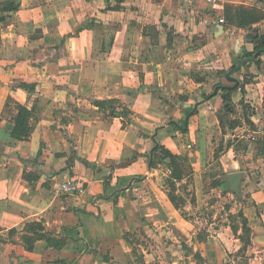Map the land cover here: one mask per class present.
<instances>
[{"label": "crops", "instance_id": "crops-1", "mask_svg": "<svg viewBox=\"0 0 264 264\" xmlns=\"http://www.w3.org/2000/svg\"><path fill=\"white\" fill-rule=\"evenodd\" d=\"M5 1L0 264H238L227 258L242 244L237 211L250 228L248 264H264V53L231 74L251 113L248 126L230 129L227 92L210 95L233 85L220 73L253 44L245 29L224 24L216 36L224 0H19L10 12ZM226 2L264 11V0ZM21 83L36 84L37 99L31 133L19 141L17 105L35 98ZM239 129L242 139L228 145ZM158 145L191 169L176 182L195 184V203L176 191L183 211L168 195L169 158H153ZM211 167L221 169L226 190L215 196L229 208L206 217L201 186ZM234 171L243 173L240 199L223 184ZM70 177L86 184L83 196L61 191Z\"/></svg>", "mask_w": 264, "mask_h": 264}, {"label": "trees", "instance_id": "trees-1", "mask_svg": "<svg viewBox=\"0 0 264 264\" xmlns=\"http://www.w3.org/2000/svg\"><path fill=\"white\" fill-rule=\"evenodd\" d=\"M19 0H6L3 4L2 9L4 11L10 12V11H16L19 8ZM223 17H224V25H231L236 28H242V29H248L251 28L254 24H257L258 22L262 21L264 19V11L261 8L257 7H247L242 4H231L228 3L224 6L223 10ZM247 38L252 42L253 44V50H243L242 51V58L245 57H251L255 55L254 60L252 61L254 64L260 63V56L264 53V32H254L247 35ZM237 62L232 65L231 69L235 67ZM243 64L242 66H244ZM240 71V68L236 71ZM226 74L225 72H221L220 75ZM218 85V84H217ZM21 88L26 91L27 99L30 100L32 96L34 95V102L32 106L29 108L27 105H17V113L13 117V129L11 132V137L16 140H26L32 130V127L30 125V119L33 116V113L36 109V84H28V83H21ZM232 91L227 92L226 96L223 98V103H227L230 100ZM98 105H104V102H97ZM232 112L231 110L228 111V114ZM124 115L127 114V111L122 112ZM116 114L115 112L112 113V115ZM226 121L229 124V128L233 129L235 126H237L236 121L232 120L230 121L228 119V116L225 117ZM40 153V152H39ZM38 153V155H39ZM3 156V152L1 150L0 146V159ZM153 158L156 159L160 163H165V160L169 158V162L165 163L168 167H171L170 175L166 181V185L168 186V195L170 200L174 203L175 198L173 196V191L175 189V183L181 179L183 172L176 167V156L172 155L169 151L165 150L163 147L158 145L153 152ZM84 164L89 165L87 162L83 161ZM225 181H223V184ZM224 190H226L224 185ZM239 215L241 216V230L242 233L240 234L239 238L242 241L243 245L239 249L240 251H246L247 247L251 244L250 240V228L247 225L246 219L243 217L242 212H239ZM236 232V229H235ZM26 246L25 249H31L34 239L26 238L24 237ZM11 254H14L11 252ZM196 259H201L200 255L198 253H195ZM224 264H232L228 261H226ZM238 264H248V258L244 255L241 257Z\"/></svg>", "mask_w": 264, "mask_h": 264}, {"label": "rangeland", "instance_id": "rangeland-1", "mask_svg": "<svg viewBox=\"0 0 264 264\" xmlns=\"http://www.w3.org/2000/svg\"><path fill=\"white\" fill-rule=\"evenodd\" d=\"M228 3H230V2H226V0H224L223 2L219 1V4L217 5L218 7L216 6V9L217 8L219 9L218 10L219 11L218 16H221V17L223 16L224 6ZM222 19L224 20V17H222ZM224 23H225V21H224ZM227 26L229 28L232 27L229 24H227ZM256 31L264 32V19L262 21L258 22L257 24H254L251 28L245 29V32H247L249 34L254 33ZM249 34H247V35H249ZM238 73L239 72H237L235 74L238 75ZM240 92H241V95H243V92L241 90H240ZM236 94H237L236 91L234 93L233 92L231 93L230 100H229V102L226 103V110H227V112H228V110L232 111V115H233V117H235L234 121H236L237 126H244V125L248 126L247 124L249 123V120L247 117L251 113V108L248 106V104H246L244 102V99L236 98V96H235ZM222 131H223V133L227 132L225 127H223ZM238 131H239V133L237 132V134H234L235 136H231V137L229 136L230 141H228V143H227L228 145L231 144L233 141H236L237 139L241 138L242 134H240V129ZM223 148H224V145L221 143L219 145V147L216 148L215 155L218 156V153L220 151H222ZM216 164H214V165H216ZM176 167H178V169H180L183 172V174H186V175L188 173H190V170H191L189 168V166H187V162L180 159L179 157H176ZM168 168H169V171H171V167L169 166ZM220 173H221V169H219V168L217 169L216 167L215 168L211 167L210 173L205 175V177L202 180L201 191L203 192V194H207L205 197V200L202 201L203 202V204H202L203 205V211H204V215L206 217L212 216L213 211H214L213 207H218V208H222V207L227 208L228 207L229 208V202H228L229 200L220 201L221 199L216 198V196H215V194H219V193L224 194L225 193L224 186L221 187L222 177H220ZM169 175H170V173H169ZM183 186L184 187H182L181 184L179 186H177L175 183V189L173 191V196L175 198L174 204L177 208H180V209L186 201L181 197V194L176 192L177 189H180V191L184 192L186 197H188V200H191L190 202L195 203V199L193 197L191 199V196H190L191 193L194 196V192H195V184H194L193 178L191 176H189L186 179V183L183 184ZM233 196L235 197V195H233ZM209 210H212V212H208ZM181 211H183V210L181 209ZM235 217H236V221L237 220L240 221V225H241V216L239 215V211L236 212ZM235 217H234V219H235ZM230 219L232 220L233 218L230 216ZM236 226H239V225L237 224ZM242 245H243V243L241 244L240 248L242 247ZM177 247L178 246H176V245H175V247H171V257L176 258L179 255L180 251H178ZM243 255L245 258L247 253L244 252L243 250L239 252V249H238L234 253L229 254V256L227 258L229 260L231 258H235V257L236 258L238 257L241 259V257Z\"/></svg>", "mask_w": 264, "mask_h": 264}, {"label": "water", "instance_id": "water-1", "mask_svg": "<svg viewBox=\"0 0 264 264\" xmlns=\"http://www.w3.org/2000/svg\"><path fill=\"white\" fill-rule=\"evenodd\" d=\"M215 34L216 36H220L223 33L224 30V26L222 24H218L215 26ZM255 58V55L251 56V57H245L240 59L237 64L235 65L234 68H232L231 70H229L226 73V78L230 81L233 82V85L231 86H223V85H218L214 88L213 93L210 95L213 96L215 95L218 90H225L226 92L232 91L234 90L238 84H239V80L235 77H232L231 74L236 72L239 68H241V66L245 63L251 62L253 61ZM224 96H226V94H224ZM251 145H249L250 147ZM242 176L243 173L241 171H234L231 173H227L224 175V180L227 184V189L229 192L233 193L237 198H241V190H240V186H241V182H242Z\"/></svg>", "mask_w": 264, "mask_h": 264}, {"label": "built area", "instance_id": "built-area-1", "mask_svg": "<svg viewBox=\"0 0 264 264\" xmlns=\"http://www.w3.org/2000/svg\"><path fill=\"white\" fill-rule=\"evenodd\" d=\"M219 24H223L224 20L222 18L218 19ZM248 138L251 139V141L255 140L254 136L248 135ZM86 184L77 177H70L66 179L61 184V191L68 195H77V196H83L86 192Z\"/></svg>", "mask_w": 264, "mask_h": 264}]
</instances>
